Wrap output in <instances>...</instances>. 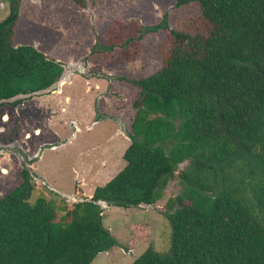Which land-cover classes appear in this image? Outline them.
Segmentation results:
<instances>
[{"label": "trees", "instance_id": "trees-1", "mask_svg": "<svg viewBox=\"0 0 264 264\" xmlns=\"http://www.w3.org/2000/svg\"><path fill=\"white\" fill-rule=\"evenodd\" d=\"M6 1L0 100L48 88L63 65L14 46L24 0ZM70 1L86 7V0ZM174 2L197 3L203 31L170 30L164 66L126 80L139 92L124 168L60 218L43 201L27 203L34 183L23 168L21 184L0 198V264H91L118 245L96 202L155 204L176 173L179 193L165 205L170 252L149 247L131 264H264V0ZM142 28L144 35L167 30V17Z\"/></svg>", "mask_w": 264, "mask_h": 264}, {"label": "rangeland", "instance_id": "rangeland-1", "mask_svg": "<svg viewBox=\"0 0 264 264\" xmlns=\"http://www.w3.org/2000/svg\"><path fill=\"white\" fill-rule=\"evenodd\" d=\"M8 13L7 1L0 0V21ZM163 16L167 17V30L142 34V27L159 24ZM170 30L188 34L198 30L202 32L199 5L190 3L175 8L174 0H86V7L82 9L70 0H24L19 12L14 46H32L60 64H73L76 67L85 65L89 74L114 77L110 88L115 93V105L112 108L108 106L120 122L114 124L117 131L114 135L123 133L129 141H123L125 149H118L119 140L112 137L113 123L101 119L93 122L91 117L83 116L82 106L76 109L67 105L63 97L67 93L72 96L74 93L81 94L87 87L86 81H82L64 87L58 96L63 102L60 106L56 101L34 100L38 97L26 100L25 110L29 112V105L36 102L43 104L41 109L50 110L49 115L34 118L36 125L42 127L41 137L33 133L34 125L13 130L9 128V115L3 112L8 106L1 107L0 131L7 128V133L0 132V146L13 148L23 145L25 149L31 147L34 152L40 141H45L43 136L46 137L49 147H44V153L39 147L36 156H42L36 166L38 173L65 195L75 194L76 191H80L77 196L81 198L83 194L84 197L91 195L95 188L104 186L125 166L122 155L130 145L128 134L135 116L132 103L139 92L126 80L150 76L164 66L172 48ZM107 81L110 82L109 79ZM101 106V103L96 106L100 113ZM62 107L67 108L66 113L62 112ZM32 109L35 111V108ZM93 111L96 115V108ZM10 116L12 119L15 115L11 113ZM78 117L83 120L79 122L80 127L84 126L83 132L77 133L76 139L70 144L62 146L70 136H74L76 125L73 121ZM46 118L53 120L43 123ZM86 125L91 129L86 130ZM7 142L18 145H7ZM28 155L33 154L29 152ZM186 165H181L178 171ZM21 169L18 157L0 153V198L21 184ZM97 170L99 172L96 174ZM33 183L27 200L30 206L43 201L58 218L62 217L65 210L72 209L73 205L61 200L44 185ZM179 190L176 173L164 189L162 199L151 207H103V226L116 238L118 245L107 254H99L91 264H131L149 247L160 254H168L172 230L166 218L165 205L178 195Z\"/></svg>", "mask_w": 264, "mask_h": 264}, {"label": "crops", "instance_id": "crops-1", "mask_svg": "<svg viewBox=\"0 0 264 264\" xmlns=\"http://www.w3.org/2000/svg\"><path fill=\"white\" fill-rule=\"evenodd\" d=\"M81 77L82 76H80L78 74H70L68 76L67 81L63 85H61L59 91L49 94L51 96L48 95V96L44 97L45 96L44 95V96H40V97H38V98H36L34 100H36V101L45 100L44 102L56 101L57 105L60 106V104H63V102L60 100V98L58 96L60 95V93L63 92L64 87L73 86L74 83L86 81L87 87L82 91L81 94L74 93V95L72 96L70 93H67L65 95V97H63L64 99H66L67 105L68 106H72L73 108L75 107L76 109H79L82 106V108L84 109L83 110L81 108L83 110V112H82L83 116L85 118H90L91 117V121H93V122L99 121L101 119V120H105L106 122H111V123H113V125L114 124L117 125V123L114 121V118L117 117V116H115L116 115L115 113L114 114L111 113L112 105H113V107L115 105V101H113V100H115L114 99L115 98V93L112 92L111 88H110L112 86L113 81L108 82L106 79L94 78V77L86 79V80H83L82 78H84V77H82V78ZM84 84H83V86H84ZM73 89H71V90H73ZM42 97H44V98H42ZM96 101H97V104H96ZM99 103H101V105H102L101 106L102 107L101 108L102 112L100 113L98 111V109H97V111L101 115V117L100 118H96V115L94 114L93 110H94V106L95 105L98 106ZM25 104H26V101H24L23 103H21V104H19L17 106H10V105H7V104L4 105V106H8V109L3 111L7 115H9L8 121H10V122H8L7 125H8L9 128H12V130H13V128L14 129H20V128H24L25 126L34 125L33 126L34 127L33 133L36 136L41 137L42 136V127L36 125V123L34 122V118L36 116L49 115L50 110H49V108L41 109L43 104L40 103V102H36V103H34V105H32L33 103H31L29 105V107L31 108V110L29 112V111L25 110L26 109ZM23 106H24V108H23ZM108 106L111 107V108H109ZM32 108H35V111ZM10 110H11V113L15 115L14 118H12V119H11V116H10L11 113L9 112ZM61 110H62L63 113L67 112V108L66 107H62ZM91 110H92V113H91ZM115 110H116V107H115ZM31 111H34L35 113H32ZM75 111H77V110H75ZM1 118H3V117H1ZM49 119L51 121L53 120V118H46V119L43 120V123H45V122L49 123L50 122ZM74 120L75 121H73V123L76 125V132L74 133V136H72V137L70 136L67 141L62 143V146L70 144L73 139H76V137H77L76 134L77 133H82L83 132L82 127L84 128V126H82V127L79 126V122L80 121L83 122V120L80 117L74 118ZM116 125H114L112 137L113 138L114 137L118 138V140H119L118 149H125V148H123V141L124 140L125 141H129V140L127 139V137L123 133L121 135H118V136L114 135V133H117L116 128H115ZM85 127H86V130H90L91 129V127H88L87 125ZM0 132L7 133V128H4L3 131H0ZM37 132H38V134H37ZM9 136L12 137V133L9 132ZM29 136H31V135H29ZM43 139L45 141L41 140L40 143H39V147L41 149H43V153H44L46 151V148H44V147H49V144H47V142H46V139H47L46 137L43 136ZM106 141H108V139H106ZM106 141H104V143H106ZM19 146L22 149V151L24 153H26L27 155L29 154V152H31L33 154V155H28V157H29L28 159L29 160H34L33 163L30 165V169L33 171V173L37 177L44 179L51 187H53L47 181V179H45L42 176V174H39L38 171H37V167L36 166H38L39 162L41 161V157H42V156L41 157H39V156L36 157L37 154H38V151H39V147L36 148V150L33 152L31 147L30 148L27 147L25 149L23 145H22L23 147L21 145H19ZM51 146H52V144H51ZM127 148L128 147H126V149ZM52 149H55V148H52ZM56 149H58V148H56ZM113 151H114V149H113ZM122 157H123V155H122ZM102 164H104L103 160H102ZM106 165H108V162L106 163ZM98 170H99V168H98ZM98 170H97L96 174L99 172ZM35 183H37V182H35ZM93 193H94V191H93ZM93 193L91 195H89L88 197H92ZM79 194H80V191H76L75 195L77 196ZM82 196L84 197L85 195L83 194ZM108 252H110V251H108ZM105 254H107V253H105Z\"/></svg>", "mask_w": 264, "mask_h": 264}, {"label": "water", "instance_id": "water-1", "mask_svg": "<svg viewBox=\"0 0 264 264\" xmlns=\"http://www.w3.org/2000/svg\"><path fill=\"white\" fill-rule=\"evenodd\" d=\"M87 67L85 65H83L82 67H76L73 64H63L62 65V73L60 75V77L58 78L57 81H55L51 86H49L46 89H41L35 92H31V93H26V94H19L16 95L14 97H11L9 99H4V100H0V105L2 104H13L16 103L18 101H26L28 99H31L33 97H40L43 95H49L53 92H57L60 90L61 85H63L67 79L68 76L70 74H78V75H84V76H90L88 75L89 73H87ZM6 148V149H5ZM0 153H5V154H13L16 157H18L21 161V163L24 162V157H23V153L21 150H11L10 148L7 147H3L0 146ZM25 169L29 171V173L32 175V180L34 182H38L41 185H44L50 192H52L53 194H56L59 196V198H61V200H63L64 202L70 204V205H76V204H80V203H84V202H90L92 201V197H77L75 194L72 195H65L62 192H60L58 189L51 187L44 179L37 177L33 171L30 169V164L26 161L25 162ZM97 205H99L101 208L107 206L106 202L103 201H97L96 202ZM153 204L151 205H140V207H151Z\"/></svg>", "mask_w": 264, "mask_h": 264}, {"label": "flooded vegetation", "instance_id": "flooded-vegetation-1", "mask_svg": "<svg viewBox=\"0 0 264 264\" xmlns=\"http://www.w3.org/2000/svg\"><path fill=\"white\" fill-rule=\"evenodd\" d=\"M88 75H90V76H84V75H80V76H82V77H84L85 79H89V78H92V77H97V78H102V79H109L110 80V82L111 81H113V78L114 77H111V76H107V75H97V74H88ZM109 82V81H108ZM110 87V86H109ZM110 89V88H109ZM108 89V90H109ZM116 98V97H115ZM94 108H96V105L94 106ZM101 117V115L100 114H98V111H97V108H96V118H100ZM117 117H115L114 118V121L118 124V123H120V122H118L117 121ZM75 128V127H74ZM37 134H38V132H37ZM8 144L7 145H11V144H15V145H18V144H16V143H13V142H7ZM13 146V145H12ZM19 146V145H18ZM11 150H14V149H17V150H21L22 151V149L20 148V146L19 147H13V148H10ZM22 153H23V155H24V162L23 163H21V167H22V169L24 168L25 169V162L27 161L28 163H30V162H32L33 163V161L34 160H29L28 158V155L26 154V153H24L23 151H22ZM21 169V170H22Z\"/></svg>", "mask_w": 264, "mask_h": 264}]
</instances>
